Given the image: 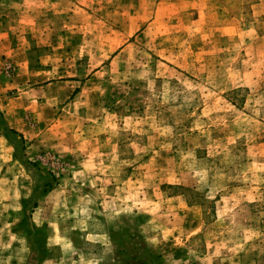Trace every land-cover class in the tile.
<instances>
[{
	"label": "rangeland",
	"instance_id": "1",
	"mask_svg": "<svg viewBox=\"0 0 264 264\" xmlns=\"http://www.w3.org/2000/svg\"><path fill=\"white\" fill-rule=\"evenodd\" d=\"M113 2L0 0V264H264V0Z\"/></svg>",
	"mask_w": 264,
	"mask_h": 264
},
{
	"label": "crops",
	"instance_id": "2",
	"mask_svg": "<svg viewBox=\"0 0 264 264\" xmlns=\"http://www.w3.org/2000/svg\"><path fill=\"white\" fill-rule=\"evenodd\" d=\"M113 1V6L115 4L120 6L122 0ZM174 1L177 2V0ZM178 1L183 2L184 0ZM89 2L92 4L90 5ZM104 2L105 0H17V21L22 26L21 31L25 39L46 37L52 40V46L41 56V61H45L53 49L63 48L73 43L72 40L84 38L81 29L84 23L88 22L90 7L95 11L97 19L101 20L99 16L104 17ZM129 16H133V13H129ZM128 21L133 22V19L129 18ZM38 24L41 25L37 26ZM46 25L48 26L44 27ZM71 82H49L39 88L48 89L53 85V87H63L71 92ZM65 87H69V90ZM79 98V95L73 97L71 95L70 104L67 106L73 110V105L78 102Z\"/></svg>",
	"mask_w": 264,
	"mask_h": 264
}]
</instances>
